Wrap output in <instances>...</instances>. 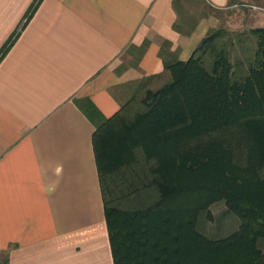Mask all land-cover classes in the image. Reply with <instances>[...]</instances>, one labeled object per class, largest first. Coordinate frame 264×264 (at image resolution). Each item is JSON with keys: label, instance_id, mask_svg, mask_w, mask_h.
<instances>
[{"label": "crops", "instance_id": "obj_1", "mask_svg": "<svg viewBox=\"0 0 264 264\" xmlns=\"http://www.w3.org/2000/svg\"><path fill=\"white\" fill-rule=\"evenodd\" d=\"M33 2L0 0V49L14 39L0 60V253L7 264H113L95 126L76 101L111 116L163 72L161 49L186 60L218 20L183 34L173 0H40L21 27Z\"/></svg>", "mask_w": 264, "mask_h": 264}, {"label": "trees", "instance_id": "obj_2", "mask_svg": "<svg viewBox=\"0 0 264 264\" xmlns=\"http://www.w3.org/2000/svg\"><path fill=\"white\" fill-rule=\"evenodd\" d=\"M182 1L173 0V28L189 34L197 20L183 16ZM160 54L163 72L111 116L76 101L95 126L113 264H264V26L213 28L186 60ZM218 201L239 225L211 238Z\"/></svg>", "mask_w": 264, "mask_h": 264}, {"label": "rangeland", "instance_id": "obj_3", "mask_svg": "<svg viewBox=\"0 0 264 264\" xmlns=\"http://www.w3.org/2000/svg\"><path fill=\"white\" fill-rule=\"evenodd\" d=\"M262 1V4H253L256 5L254 8L251 6V2L242 1L227 10H214L207 7L204 3L183 0L181 7L183 16L191 17L197 22L204 15H214L218 20V24L215 27L208 28L207 31L221 27L231 32H236L250 27L264 26V0ZM161 82L162 80L154 83L152 88L158 87ZM211 213L212 219L209 221L206 231L209 237L222 238L238 228V216L229 211L222 201L212 204ZM4 258L5 255L0 253V264L3 263Z\"/></svg>", "mask_w": 264, "mask_h": 264}]
</instances>
